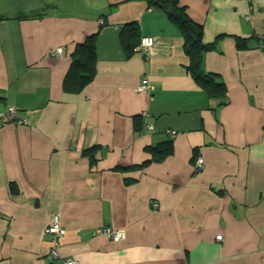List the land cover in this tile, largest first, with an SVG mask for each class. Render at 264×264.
I'll return each mask as SVG.
<instances>
[{
    "label": "crops",
    "instance_id": "obj_1",
    "mask_svg": "<svg viewBox=\"0 0 264 264\" xmlns=\"http://www.w3.org/2000/svg\"><path fill=\"white\" fill-rule=\"evenodd\" d=\"M179 1L215 45L202 69L226 84L225 105L146 0H55L33 10L41 19H0V112L27 120L0 129V264H264V0ZM130 23L156 43L127 57ZM92 35L97 77L67 95L71 56ZM168 141L164 163L115 170L151 162L147 149ZM56 219L66 234L54 258Z\"/></svg>",
    "mask_w": 264,
    "mask_h": 264
},
{
    "label": "trees",
    "instance_id": "obj_2",
    "mask_svg": "<svg viewBox=\"0 0 264 264\" xmlns=\"http://www.w3.org/2000/svg\"><path fill=\"white\" fill-rule=\"evenodd\" d=\"M146 2L152 11L163 12L169 21L179 29L185 42V52L190 59L188 70L192 73L197 84L205 90L208 97L218 100L219 104L221 103V106L225 105L228 95L226 84L217 77L205 73L202 69L204 55L215 49V45H207L204 43L203 26L191 18L187 7L181 5L179 0H146ZM40 11L41 10H35L34 12L31 11L28 15L26 13H19V15L13 17L26 20L41 19L45 14H42ZM103 25H105V21L102 22V26ZM97 35L87 37L83 43L76 46L75 51L71 56V67L63 82V91L65 94L80 95L96 79L98 74ZM121 39L124 43L127 57H132L142 39L139 25L137 23L126 25L121 32ZM236 43L239 50L248 49L246 41L237 39ZM18 113L21 117V113ZM143 126H145L144 122L141 123L140 130ZM93 151L90 150L88 153H92ZM147 152L152 156L151 162H146L141 166L120 167L115 170L119 172L134 173L144 171L151 164H162L168 158L173 156L174 143L172 141L164 142L158 146L147 149ZM126 180L128 186L135 184L138 181L133 179ZM11 187L13 195L18 194L16 183H12ZM214 191L217 192L218 195H223V192H218L217 189H214Z\"/></svg>",
    "mask_w": 264,
    "mask_h": 264
},
{
    "label": "built area",
    "instance_id": "obj_3",
    "mask_svg": "<svg viewBox=\"0 0 264 264\" xmlns=\"http://www.w3.org/2000/svg\"><path fill=\"white\" fill-rule=\"evenodd\" d=\"M249 20V19H248ZM156 41L152 38H144L141 40L140 46L137 48L138 52L141 51H147L148 49L152 48L155 45ZM148 81L143 82L142 91H147ZM14 113L15 117L11 118L10 115ZM19 113L17 110L10 108L7 109L5 112H0V129L4 127L7 124L14 123V125L17 124H27V120L25 118H22L18 115ZM19 126V125H17ZM149 130H152V126H147ZM173 135H176V132H173ZM196 168L197 170H202L204 168V160L199 159L198 162H196ZM46 234L52 236L53 239V247H52V257L56 258L58 257V248L60 246V239L66 234V230L61 226L58 219L53 221V223L46 229ZM106 235L109 236L114 240V242H120L122 240V236L115 235L112 232L106 231ZM218 241L221 240V237L217 238ZM64 264H77L74 260H67Z\"/></svg>",
    "mask_w": 264,
    "mask_h": 264
},
{
    "label": "rangeland",
    "instance_id": "obj_4",
    "mask_svg": "<svg viewBox=\"0 0 264 264\" xmlns=\"http://www.w3.org/2000/svg\"><path fill=\"white\" fill-rule=\"evenodd\" d=\"M7 1H11V0H0V18L17 16L19 15L18 12H20L21 10H24L25 12H22V13H26L27 15L30 14V12L33 11L34 9H46L45 10L46 12L52 11L55 0H28V1L26 0L22 2H12V1L7 2ZM7 4H9V7L7 6ZM10 117L14 118L15 114L12 113ZM7 125H14V123H10ZM17 125L23 126L25 124H17ZM198 160L196 162H198Z\"/></svg>",
    "mask_w": 264,
    "mask_h": 264
},
{
    "label": "flooded vegetation",
    "instance_id": "obj_5",
    "mask_svg": "<svg viewBox=\"0 0 264 264\" xmlns=\"http://www.w3.org/2000/svg\"><path fill=\"white\" fill-rule=\"evenodd\" d=\"M12 2H22V1H26V0H18V1H14V0H11ZM11 1H7V2H11ZM28 1V0H27ZM10 4V3H9ZM9 4H7V6L9 7ZM22 12H25L24 10H21L20 12L18 13H22Z\"/></svg>",
    "mask_w": 264,
    "mask_h": 264
},
{
    "label": "water",
    "instance_id": "obj_6",
    "mask_svg": "<svg viewBox=\"0 0 264 264\" xmlns=\"http://www.w3.org/2000/svg\"><path fill=\"white\" fill-rule=\"evenodd\" d=\"M14 1H18V0H14Z\"/></svg>",
    "mask_w": 264,
    "mask_h": 264
}]
</instances>
